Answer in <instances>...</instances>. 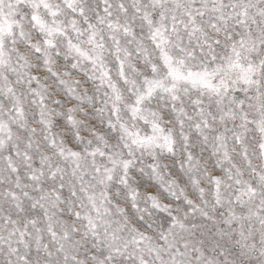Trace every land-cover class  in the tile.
Listing matches in <instances>:
<instances>
[{"label": "snow or ice", "instance_id": "obj_1", "mask_svg": "<svg viewBox=\"0 0 264 264\" xmlns=\"http://www.w3.org/2000/svg\"><path fill=\"white\" fill-rule=\"evenodd\" d=\"M0 264H264V0H0Z\"/></svg>", "mask_w": 264, "mask_h": 264}]
</instances>
